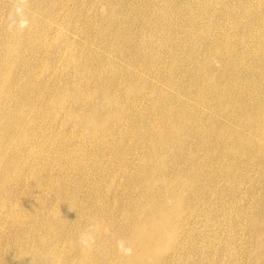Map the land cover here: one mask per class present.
Wrapping results in <instances>:
<instances>
[{
    "label": "rangeland",
    "instance_id": "obj_1",
    "mask_svg": "<svg viewBox=\"0 0 264 264\" xmlns=\"http://www.w3.org/2000/svg\"><path fill=\"white\" fill-rule=\"evenodd\" d=\"M0 56V264H264V0H0Z\"/></svg>",
    "mask_w": 264,
    "mask_h": 264
},
{
    "label": "bare ground",
    "instance_id": "obj_2",
    "mask_svg": "<svg viewBox=\"0 0 264 264\" xmlns=\"http://www.w3.org/2000/svg\"><path fill=\"white\" fill-rule=\"evenodd\" d=\"M132 1H133V0H132ZM24 2H25V1H24ZM33 2H34V1H33ZM25 4H26V3H25ZM20 6H22V5L20 4ZM25 7H26V6H25ZM103 7H104V6H103ZM22 9H23V8H22ZM22 9H21V10H22ZM104 10H105V8H104ZM104 10H103V11H104ZM103 11H102V12H103ZM130 12H131V11H130ZM143 12H144V11H143ZM18 13H19V12H18ZM23 13H24V12H22V14H23ZM105 13H106V12H105ZM143 14H145V13H143ZM146 14H147V11H146ZM27 15H28V14H27ZM27 15H26V16H27ZM14 16H15V15H14ZM143 16H145V15H143ZM21 17H22V16H21ZM31 17L33 18V16H31ZM24 18H25V17H24ZM19 19H20V18H19ZM21 19H22V18H21ZM15 20H16V19H15ZM6 21H7V20H6ZM25 21H26V20H25ZM27 21H28V17H27ZM27 21H26V22H27ZM17 22H19V21H17ZM20 22H21V21H20ZM30 22H32V21H30ZM12 23H13V22H12ZM14 23H15V22H14ZM21 23H22V22H21ZM6 24H9V23H6ZM22 24H24V22H23ZM25 25H26V24H25ZM11 26H13V25H11ZM5 27H7V26L5 25ZM15 27H16V25H15ZM26 27H27V26H26ZM13 28H14V27H13ZM8 29H10V28H8ZM11 29H12V28H11ZM59 29H60V28H59ZM117 30H118V29H117ZM10 31H11V30H10ZM13 31H14V29H13ZM119 32H120V31H119ZM210 32H211V31H210ZM210 32H209V33H210ZM12 33H13V32H12ZM12 33L10 32L11 35H12ZM115 33H116V31H115ZM124 35H125V34H124ZM23 37H24V36H23ZM107 37H108V36H107ZM209 37H210V36H209ZM114 38H115V37H114ZM22 39H23V38H22ZM15 40H16V39H15ZM15 40H14V41H15ZM18 41H19V40H18ZM6 42H8V41H6ZM15 42H17V41H15ZM19 43H20V42H19ZM11 45H12V44H11ZM17 45H18V44H17ZM14 47H15V46H14V44H13V48H14ZM8 49H9V48H8ZM16 50H17V49H16ZM19 50H20V49H19ZM19 50H18V53H19ZM105 50H106V49H105ZM105 50H104V51H105ZM5 51H6V50H5ZM18 53H17V54H18ZM151 53H152V52H151ZM163 55H164V54H163ZM15 56H17V55H15ZM0 57H2V56H0ZM4 57H5V56H4ZM7 58H8V57H7ZM12 58H13V57H12ZM2 60H3V59H2ZM8 60H9V59H8ZM6 61H7V60H6ZM1 62H2V61H1ZM4 62H5V61H4ZM13 62H14V61H12V63H13ZM214 63H215V61H214ZM214 63H213V64H214ZM113 64H114V63H113ZM215 64H216V63H215ZM215 64H214V67H215ZM14 65H15V64H14ZM216 65H217V67H219L218 64H216ZM9 66H10V65H9ZM40 66H41V65H40ZM11 67H12V66H11ZM38 67H39V66H38ZM3 68H4V67H3ZM7 68H8V67H7ZM9 68H10V67H9ZM39 68H40V67H39ZM89 68H90V66H89ZM123 68H124V67H123ZM125 68H126V67H125ZM169 68H170V67H169ZM215 68H216V67H215ZM219 68H220V67H219ZM216 69H217V68H216ZM90 70H91V69H90ZM12 71H13V69H12ZM120 71H121V70H120ZM122 71H123V70H122ZM44 72H46V70H45ZM10 73H11V72H10ZM38 73H39V72H38ZM118 73H119V72H118ZM118 73H117V75H119ZM124 73H125V72H124ZM138 73H139V72H138ZM216 73H217V72H216ZM3 74H4V73H3ZM88 74H89V73H88ZM117 75H116V76H117ZM123 75H124V74H123ZM133 75H134V74H133ZM119 76H120V75H119ZM143 76H144V75H143ZM167 76H168V75H167ZM122 77H123V76H122ZM135 77H136V76H135ZM169 77L171 78V76H169ZM60 79H61V78H60ZM168 79H169V78H168ZM122 80H123V79H122ZM165 81H166V80H165ZM123 83H124V82H123ZM123 83H122V84H123ZM60 84H61V83H60ZM119 84H120V83H119ZM124 84H125V83H124ZM7 85H8V84H7ZM114 85H115V84H114ZM199 85H200V84H199ZM19 86H21L20 83H19ZM6 87H7V86H6ZM60 87H61V86H60ZM115 87H116V86H115ZM168 87H169V86H168ZM258 87H260V86H258ZM78 88H79V87H78ZM78 88H77V89H78ZM111 88H112V87H111ZM116 88H117V87H116ZM1 89H3V88H1ZM77 89H76V90H77ZM79 89H80V88H79ZM119 89H121V88L119 87ZM61 90H62V89H61ZM123 90H124V89H123ZM165 90H166V88H165ZM1 91H2V90H1ZM169 91H170V90H168V92H169ZM65 92H67V91H65ZM79 92H80V91H79ZM126 92H127V91H126ZM164 92H165V91H164ZM170 92H171V91H170ZM170 92H169V93H170ZM56 93H57V92H56ZM69 93H70V92H69ZM72 93H73V92H72ZM99 93H100V92H99ZM161 93H162V92H161ZM165 93H166V92H165ZM169 93H168V94H169ZM0 94H1V93H0ZM123 94L125 95V91H123ZM168 94H167V95H168ZM170 94H171V93H170ZM66 95H67V94H66ZM79 95H80V94H79ZM160 95H161V94H160ZM162 95H163V94H162ZM164 95H165V94H164ZM167 95H166V96H167ZM1 96H2V94H1ZM77 96H78V95H77ZM197 96H198V95H197ZM2 97H3V96H2ZM52 97H53V96H52ZM52 97H51V99H52ZM61 97H64V96H61ZM110 97H112V96H110ZM118 97H119V96H118ZM125 97H126V96H125ZM168 97H170V96H168ZM14 98H15V97H14ZM75 98H76V97H75ZM77 98H78V97H77ZM101 98H102V97H101ZM106 98H107V97H105V99H106ZM161 98H162V96H161ZM170 98H171V97H170ZM53 99H54V98H53ZM70 99H71V98H70ZM98 99H99V98H98ZM98 99H97V100H98ZM112 99H113V98H112ZM119 99H120V98H119ZM123 99H124V98H123ZM159 99H160V98H159ZM176 99H177V98H176ZM182 99H183V98H182ZM194 99H195V98L193 97V100H194ZM196 99H198V98L196 97ZM200 99H201V98H200ZM66 100H67V99H66ZM97 100H96V101H97ZM101 100H102V99H101ZM101 100H100V101H101ZM161 100H162V99H161ZM193 100H192V101H193ZM198 100H199V99H198ZM78 101H79V100H78ZM96 101H95V102H96ZM111 101H112V100H111ZM116 101H117V100H116ZM118 101H119V100H118ZM167 101H168V100H167ZM167 101H165V102H167ZM178 101H179V99H178ZM194 101H195V100H194ZM51 102H52V100H51ZM62 102H63V101H62ZM81 102H82V101H80V103H81ZM108 102H109V101H108ZM121 102H122V101H121ZM172 102H173V101H172ZM172 102L170 101V103H172ZM195 102H196V101H195ZM197 102H199V101H197ZM66 103H67V102H66ZM105 103H106V102H105ZM122 103H123V102H122ZM161 103H162V102H161ZM170 103H169V104H170ZM173 103H174V102H173ZM173 103H172V104H173ZM175 103H176V102H175ZM193 103H194V102H193ZM193 103H192V104H193ZM48 104H49V103H48ZM82 104H84V102H82ZM85 104H86V103H85ZM91 104H92V103H91ZM98 104H99V103H98ZM98 104H97V106H98ZM100 104H101V103H100ZM114 104H115V103H114ZM114 104H113V105H114ZM163 104H165V103H163ZM167 104H168V103H167ZM169 104H168V105H169ZM172 104H171V105H172ZM176 104H177V103H176ZM176 104H175V105H176ZM197 104H198V103H197ZM51 105H52V104H51ZM77 105H78V104H77ZM79 105H80V104H79ZM88 105H89V104H88ZM105 105H107V104H105ZM108 105H109V104H108ZM115 105H118V104H115ZM122 105H123V104H122ZM122 105H121V106H122ZM165 105H166V104H165ZM175 105H174V106H175ZM36 106H38V105H36ZM54 106H55V105H54ZM71 106H72V105H71ZM93 106H94V103H93ZM103 106H104V105H103ZM262 106H264V105H262ZM262 106H261V107H262ZM72 107H73V106H72ZM123 107H124V106H123ZM123 107H122V108H123ZM177 107H178V106H176V108H177ZM70 108H71V107H69V109H70ZM76 108H77V107L75 106V109H76ZM79 108H81V106H80ZM79 108H78V109H79ZM105 108H106V107H105ZM105 108H104V109H105ZM107 108H108V110H109V107H108V106H107ZM112 108H113V106H112ZM173 108H175V107H173ZM201 108H202V107H201ZM255 108H256V107H255ZM52 109H53V108H52ZM56 109H57V108H56ZM56 109H55V110H56ZM88 109H89V108H88ZM100 109H101V108H100ZM104 109H103V110H104ZM110 109H111V108H110ZM162 109H163V108H162ZM181 109H182V108H181ZM181 109H180V110H181ZM60 110H62V109H60ZM71 110H72V109H71ZM86 110H87V109H86ZM98 110H99V109H98ZM177 110H179V109H177ZM182 110H183V109H182ZM255 110H258V109H255ZM35 111H37V109H36ZM75 111H76V110H75ZM88 111H89V110H87V112H88ZM111 111H112V110H111ZM118 111H119V110H118ZM166 111H167V108H166ZM169 111H170V110H169ZM169 111H168V114H171ZM31 112H32V110H31ZM54 112H55V111H54ZM76 112H77V111H76ZM113 112H114V111H113ZM164 112H165V111H164ZM171 112H174V109L171 110ZM178 112H179V111L176 112V113H177V116H178V115L180 116L181 114H178ZM202 112H203V111H202ZM28 113H29V112H28ZM33 113H34V112H33ZM49 113H50V112H49ZM98 113H99V112H97V114H98ZM114 113H115V112H114ZM180 113H182V112H180ZM204 113H205V110H204ZM204 113H203V114H204ZM219 113H221V112H219ZM109 114H110V113H109ZM109 114H108V115H109ZM164 114H166V113H164ZM164 114H163V115H164ZM173 114H174V113H173ZM191 114H192V113H191ZM58 115H59V114H58ZM58 115H56L55 117H57ZM69 115H70V114H69ZM82 115H84V113H83ZM86 115H87V114H86ZM86 115H85V116H86ZM103 115H104V114H103ZM175 115H176V114H175ZM111 116H112V115H111ZM158 116H159V115H157V117H158ZM171 116H172V114H171ZM181 116L184 117L185 114H184V115H181ZM213 116H214V115H213ZM248 116H249V114H248ZM252 116H253V115H252ZM254 116H255V115H254ZM256 116H257V115H256ZM7 117H8V116H7ZM10 117H11V115H10ZM10 117H9V118H10ZM64 117H65V115H64ZM68 117H69V116H68ZM70 117H71V116H70ZM81 117H82V116H81ZM109 117H110V116H109ZM215 117H216V116H215ZM243 117H244V116H243ZM11 118H12V117H11ZM65 118H66V117H65ZM79 118H80V117H79ZM86 118H87V117H86ZM98 118H99V117H98ZM100 118H101V117H100ZM112 118H114V117H112ZM112 118H110V119H112ZM169 118H170V117H169ZM174 118H175V117H174ZM194 118H196V120H197L198 117H194ZM218 118H219V117H218ZM236 118H237V117H236ZM246 118H248V117L246 116ZM251 118H252V117H251ZM255 118H257V117H255ZM255 118H254V119H255ZM2 119H3V118H2ZM4 119H5V118H4ZM71 119H72V117H71ZM114 119H115V118H114ZM183 119H184V118H183ZM185 119H187L186 116H185ZM216 119H217V118H216ZM7 120H8V119H7ZM26 120L28 121V119H26ZM26 120H25V121H26ZM82 120H83V119H82ZM148 120H149V119H148ZM157 120H158V119H157ZM187 120H188V119H187ZM10 121H11V120H10ZM69 121H70V119H69ZM79 121H81V120H79ZM79 121H78V122H79ZM101 121H102V120H101ZM110 121H111V120H110ZM161 121H162V120H161ZM235 121H237V119H236ZM238 121H241V120H238ZM71 122H72V121H71ZM76 122H77V121H76ZM115 122H116V121H115ZM119 122H120V121H119ZM119 122H118V123H119ZM165 122H166V121H165ZM233 122H234V121H233ZM233 122H232V123H233ZM252 122H253V121H252ZM255 122H256V125H257L258 123H260L261 126L264 127V115L262 114V115L260 116L259 119L255 120ZM25 123H27V122H25ZM31 123H32V122H31ZM74 123H75V120H74ZM79 123H80V122H79ZM97 123H98V120H97ZM97 123H96V124H97ZM107 123H108V122H106V125H107ZM121 123H122V122H121ZM137 123H138V120H137ZM147 123H148V122H147ZM160 123H161V122H160ZM235 123H236V122H235ZM235 123H234V124H235ZM82 124H83V123H82ZM140 124H141V123H140ZM165 124H167V123H165ZM165 124H164V125H165ZM173 124H174V123H173ZM228 124H229V123H228ZM239 124H240V123H239ZM241 124H242V123H241ZM252 124H253V123H252ZM254 124H255V123H254ZM9 125H10V124H9ZM23 125H24V124H23ZM30 125L32 126V124H30ZM67 125L69 126V124H67ZM144 125H145V124H144ZM148 125H151V124H148ZM187 125H189V123H188ZM246 125H247V124H245V127H246ZM4 126H6V125H4ZM87 126H88V125H87ZM139 126H140V125H139ZM6 127H7V126H6ZM160 127H161V126H160ZM160 127H159V128H160ZM173 127H174V126H173ZM227 127H228V126H227ZM231 127H232V126H231ZM18 128H19V127H18ZM22 128H23V127H22ZM24 128H26V127L24 126ZM24 128H23V129H24ZM59 128H60V126H59ZM71 128H72V127H71ZM80 128H81V127H80ZM143 128H144V127H143ZM146 128H147V127H146ZM149 128H150V127H149ZM168 128H169V127H168ZM228 128H229V127H228ZM257 128H258V127H257ZM2 129H3V128H2ZM27 129H28V128H27ZM144 129H145V128H144ZM156 129H157V128H156ZM162 129H163V128H161V131H163ZM171 129H172V128H171ZM225 129H226V128H225ZM230 129H231V128H230ZM230 129H229V130H230ZM76 130H77V129H76ZM79 130H80V129H79ZM100 130H101V129H100ZM100 130H99V131H100ZM186 130H187V129H186ZM246 130H248V129L246 128ZM259 130H261V129H259ZM25 131H26V129H25ZM80 131H81V130H80ZM99 131H98V133H99ZM138 131H139V130H138ZM138 131H137V132H138ZM243 131H244V130H243ZM250 131H252V130H250ZM257 131H258V130H257ZM257 131H256V132H257ZM159 132H160V131H159ZM227 132H228V131H227ZM227 132H226V133H227ZM230 132H231V130H230ZM258 132H259V131H258ZM263 132H264V131H263ZM143 133L145 134V132H143ZM146 133H147V132H146ZM166 133H167V132H166ZM171 133H172V132H171ZM171 133H170V134H171ZM211 133H212V132H211ZM226 133H225V134H226ZM239 133H241V132H239ZM250 133H252V135L255 134V133H254V129H253V131L250 132ZM135 134H136V133H135ZM137 134H138V133H137ZM137 134H136V136H137ZM149 134H150V133H149ZM159 134L161 135V133H159ZM222 134H223V133H222ZM244 134H245V133H244ZM244 134H243V135H244ZM257 134H258V133H257ZM257 134H256V135H257ZM263 134H264V133H263ZM263 134H262V136H263ZM8 135H9V134H8ZM153 135H154V134H153ZM165 135H166V134H165ZM165 135H164V136H165ZM167 135H168V134H167ZM233 135H234V134H233ZM241 135H242V134H241ZM172 136H173V134H172ZM220 136H223V135L220 134ZM230 136H231V135H230ZM250 136H251V135H250ZM254 136H255V135H254ZM139 137H140V136H139ZM144 137H145V136H144ZM147 137H149V135H148ZM166 137H167V136H166ZM224 137H225V136H224ZM226 137H227V135H226ZM233 137H236V136H233ZM251 137H252V136H251ZM5 138H6V137H5ZM91 138H92V137H91ZM130 138H131V137H130ZM150 138H151V137H150ZM153 138H155V137H153ZM160 138H161V136H160ZM172 138H173V137H172ZM215 138H217V136H216ZM237 138H239V137H237ZM254 138H255V137H254ZM261 138H262V137H261ZM3 139H4V138H3ZM92 139H93V138H92ZM128 139H129V138H128ZM162 139H163V138H162ZM231 139H232V138H231ZM231 139H230V140H231ZM257 139H259V138H257ZM159 140H160V139H159ZM164 140H166V139H164ZM168 140H169V139H167L166 141H168ZM176 140H177V139H175V141H176ZM215 140H216V139H215ZM217 140H218V139H217ZM224 140H225V139H224ZM224 140H223V141H224ZM261 140H262V139H261ZM4 141H5V139H4ZM53 141H54V140H53ZM91 141H92V140H91ZM119 141H120V140H119ZM146 141H148V140H146ZM225 141H226V140H225ZM227 141H229V140H227ZM1 142H2V141H1ZM127 142H128V141H127ZM157 142H158V140H157ZM219 142H222V140L219 141ZM252 142H253V141H252ZM252 142H251V143H252ZM258 142H259V141H258ZM118 143H119V142H118ZM141 143H142V142H141ZM222 143H223V142H222ZM254 143H255V142H254ZM0 144H1V143H0ZM6 144H7V143H6ZM6 144H5V145H6ZM121 144H122V143H121ZM128 144H129V142H128ZM170 144H171V143H170ZM249 144H250V141H249ZM255 144H256V143H255ZM260 144H262V143H260ZM138 145H139V144H138ZM50 146H51V145H50ZM121 146H122V145H121ZM153 146H155V145H153ZM263 146H264V145H263ZM2 147H3V145H2ZM168 147H169V146H168ZM171 147H172V146H171ZM248 147H249V146H248ZM252 147H253V146H252ZM254 147H255V146H254ZM141 148H142V147H141ZM1 149H2V148H1ZM143 149H144V148H143ZM155 149H156V148H155ZM164 149H165V148H164ZM172 149H173V147H172ZM141 150H142V149H141ZM151 150H152V149H151ZM156 150H157V149H156ZM170 150H171V149H170ZM38 151H39V150H38ZM54 151H55V150H54ZM125 151H126V150H125ZM142 151H143V150H142ZM158 151H159V150H158ZM159 152H160V151H159ZM165 152H166V151H165ZM168 152H169V151H168ZM180 152H181V151H180ZM251 152H253V151H251ZM53 153H54V152H53ZM70 153H71V152H70ZM72 153H73V151H72ZM141 153H142V152H141ZM177 153H178V151H177ZM260 153H262V152H260ZM166 154H168V153H166ZM170 154H171V152H170ZM97 155H99V154H97ZM147 155H148V154H147ZM153 155H154V154H153ZM161 155H162V154H161ZM61 156H62V155H61ZM195 156H196V155H195ZM153 159H155V158H153ZM52 160H53V159H52ZM54 161H55V160H54ZM99 161H100V160H99ZM100 162H101V161H100ZM53 163H54V162H53ZM103 163H104V162H103ZM162 163H164V160H162ZM156 164H157V163H156ZM163 166H164V164H163ZM64 167H65V166H64ZM152 167H154V166L152 165ZM156 167H157V166H156ZM156 167H155V168H156ZM198 167H199V166H198ZM15 168H16V167H15ZM57 169H58V168H57ZM63 169H64V168H63ZM93 169H94V168H93ZM151 169H152V168H151ZM151 169H150V170H151ZM158 169H159V168H158ZM160 170H162V169H160ZM164 170H165V169H164ZM144 171H145V170H144ZM144 171H143V172H144ZM151 171H152V170H151ZM162 171H163V170H162ZM158 172H159V171H158ZM146 173H147V172H146ZM153 173H154V172H153ZM162 173H163V172H162ZM30 175H31V173H30ZM164 175H165V174H164ZM143 176L145 177V175H143ZM174 176H176V175H174ZM174 176H173V177H174ZM147 177H148V175H147ZM147 177H145V178L147 179ZM142 178H143V177H142ZM149 178H150V177H149ZM158 178H159V177H158ZM175 178H176V177H175ZM124 179H125V178H124ZM124 179L122 178V180H124ZM169 179H170V178H169ZM172 179H173V178H172ZM172 179H171V180H172ZM37 181H38V180H37ZM37 181H36V182H37ZM40 181L42 182V179H41ZM185 181H186V180H185ZM185 181H183V182H185ZM192 181H193V180H192ZM195 181H196V180H195ZM195 181H194V182H195ZM29 182H31V181L29 180ZM36 182H35V183H36ZM41 182H40V183H41ZM43 182H44V181H43ZM45 182H46V181H45ZM172 182H173V181H172ZM176 182H177V181H176ZM194 182H193V183H194ZM40 183H39V184H40ZM177 183H178V182H177ZM186 183H187V182H186ZM191 183H192V182H191ZM149 184H150V183H149ZM173 184H174V183H173ZM182 184H184V183H182ZM119 185H120V184H119ZM121 185H122V183H121ZM123 185H124V184H123ZM146 185H147V184H146ZM153 185H154V184H153ZM164 185H165V184H164ZM167 185H168V184H167ZM40 186H41V185H40ZM178 186H179V185H178ZM199 186H200V185H198V187H199ZM120 187H121V186H120ZM146 187H147V186H146ZM156 187H157V186H156ZM174 187H175V186H174ZM181 187H182V186H181ZM183 187L186 188V184H185V186L183 185ZM183 187H182V188H183ZM187 187H188V185H187ZM189 187H190V186H189ZM189 187H188V190H190ZM191 187H192V186H191ZM195 187H196V186H195ZM41 188H42V187H41ZM162 188H163V187H162ZM169 188H170V187H169ZM178 188L180 189V192H181V188H180V187H178ZM178 188H177V189H178ZM112 189H113V188H112ZM172 189L175 190L173 187H172ZM194 189H195V188H194ZM194 189H193V190H194ZM41 190H42V189H41ZM118 190H119V188H118ZM157 190H158V189H157ZM169 190H170V189H169ZM186 190H187V189H186ZM188 190H187V192H186V191H185V192L189 194V191H188ZM205 190H206V188H205ZM111 191H112V190H111ZM147 191H148V190H147V188H146V192H147ZM162 191H163V190H162ZM59 192H60V191H59ZM155 192H157V191H155ZM159 192H160V190H159ZM159 192H158V193H159ZM163 192H164V191H163ZM176 192H177V191H176ZM158 193H156V194H158ZM160 193H161V192H160ZM178 193H179V192H178ZM186 193H184V195H185ZM200 193H201V192H200ZM50 194H51V193H50ZM50 194H49V195H50ZM142 194H143V193H142ZM153 194H154V193H153ZM180 194H181V193H180ZM201 194L203 195V193H201ZM59 195H60V194H59ZM158 195H159V194H158ZM181 195H182V194H181ZM189 195H190V194H189ZM139 196H140V194H139ZM147 196H148V195H147ZM164 196H166V195H164ZM172 196H173V195H172ZM124 197H125V196H124ZM180 197H181V196H180ZM55 198H56V197H55ZM139 198H140V197H139ZM57 199H58V198H57ZM123 199H125V198H123ZM156 199H157V198H156ZM144 200H145V199H144ZM144 200H143V201H144ZM168 200H169V199H168ZM201 200H202V199H201ZM170 201H172V200H170ZM176 201H177V200H176ZM160 202H161V201H160ZM142 203H143V202H142ZM156 203H157V202H156ZM162 203H163V201H162ZM179 203H180V202H179ZM144 204H145V203H144ZM152 204H153V203H152ZM171 204H172V203H171ZM57 205H58V204H57ZM159 205H161V204H159ZM159 205H158V206H159ZM174 205H176V204H174ZM127 206H129V204H128ZM141 206H142V205H141ZM171 206H172V205H171ZM69 207H70V206H69ZM69 207H68V208H69ZM113 207H114V206H113ZM113 207H112V208H113ZM139 207H140V204H139ZM137 208H138V207H137ZM51 210H52V209H51ZM67 210H69V209H67ZM112 210H113V209H112ZM127 210H128V209H127ZM79 211H80V210H79ZM179 211H180V210H179ZM104 212H105V211H104ZM126 212H127V211H126ZM8 213H9V212H8ZM49 213H50V212H49ZM133 213H134V212H133ZM57 214H58V213H57ZM141 214H142V213H141ZM161 214H162V213H161ZM30 215H31V214H30ZM163 215H164V214H163ZM177 215H179V214H177ZM182 215H183V214H182ZM128 216H129V214H128ZM140 217H141V216H140ZM165 217H166V216H165ZM32 218H33V216H32ZM125 218H126V217H125ZM129 218H130V216H129ZM138 218H139V217H138ZM144 218H145V217H144ZM177 218H178V217H177ZM56 219H57V218H56ZM72 219H73V218H72ZM131 219H132V218H131ZM148 219H149V218H148ZM151 219H152V220H151V222H148V223H150V224H148V225H152L151 223H153V222L157 219L154 213H153V214L151 213ZM54 220H55V218H54ZM54 220H53V221H54ZM123 220H124V219H123ZM128 220H129V219H128ZM134 220H135V218H134ZM139 220H140V219H139ZM80 221H81V220H80ZM84 221H85V220H84ZM129 222H130V221H129ZM166 222H167V219H166ZM45 223H46V222H45ZM47 224H48V223H47ZM140 224H141V223H140ZM253 224L257 225L256 223H253ZM52 225H53V224H52ZM168 225H170V224H168ZM171 225H172V223H171ZM257 226H258V225H257ZM26 227H27V226H26ZM169 227H170V226H169ZM52 228H53V227H52ZM53 229H54V228H53ZM79 229H80V228H79ZM172 229H173V228H172ZM51 230H52V229H51ZM84 230H87V229H84ZM133 230H134V229H133ZM78 231H79V230H78ZM90 231H91V230H90ZM93 231H94V230H93ZM164 231H165V230H164ZM79 232H80V231H79ZM84 232H85V231H84ZM134 232H135V231H134ZM134 232H133V233H134ZM173 232H174V231H173ZM170 234H171V233H170ZM92 235H93V233H92ZM174 235H175V233H174ZM262 235H263V234H262ZM262 235H260V236L262 237ZM168 236H169V235H168ZM260 236H259V237H260ZM144 237H145V236L143 235L142 238H144ZM173 237H174V236H173ZM132 238L134 239V237H132ZM94 239H95V238H94ZM130 239H131V238H130ZM144 239H145V238H144ZM159 239H160L159 236H155V237H153V238H150L149 240L145 241V243H144L145 246H144L143 248H144V249H147L149 246L152 247V246L155 244V242H157ZM259 239H260V238H258V239L256 238V240H259ZM261 239H262V238H261ZM164 240H167V239H164ZM173 240H174V239H173ZM129 242H130V241H129ZM262 242H263V241H262ZM262 242H261V243H262ZM68 243H70V242H68ZM165 243H166V241H165ZM250 243H251V242H250ZM62 245H63V244H62ZM69 245H70V244H69ZM74 245H75V244H74ZM79 245H80V244H79ZM126 245H127V244H126ZM76 246H77V245H76ZM109 246H110V245H109ZM171 246H172V245H171ZM73 247H74V246H73ZM258 247H259V246H258ZM126 248H127V246H126ZM169 248H170V246H169ZM222 248H223V247H222ZM255 248H257V247H255ZM263 248H264V246H263ZM93 249H94V248H93ZM165 249H166V248H165ZM42 251H43V250H42ZM45 251H46V250H45ZM45 251H44V252H45ZM49 251H50V250H49ZM160 251H161V249H160ZM168 251H169V250H168ZM255 251H256V250H255ZM257 251H258V250H257ZM35 252H36V251H35ZM161 252H162V251H161ZM30 253H31V252H30ZM47 253H48V252H47ZM70 253H71V252H70ZM70 253H69V254H70ZM74 253H75V251H74ZM88 253H89V252H88ZM254 253H255V252H254ZM259 253H260V252H259ZM263 253H264V252H263ZM49 254H50V252H49ZM69 254H68V255H69ZM92 254H93V253H92ZM100 254H101V253H100ZM102 254H103V252H102ZM149 254H150V253H149ZM20 255H21V254H20ZM35 255H36V254H35ZM37 255H38V254H37ZM88 255H90V253H89ZM93 255H94V254H93ZM121 255H122V254H121ZM130 255H131V254H130ZM155 255H156V254H154V256H155ZM72 256H73V255H72ZM159 256H160V255H159ZM13 257H14V256H13ZM35 257H36V256H35ZM88 257H89V256H88ZM91 257H92V256H91ZM94 257H95V255H94ZM94 257H93V258H94ZM98 257H99V256H98ZM100 257H101V256H100ZM114 257H115V256H114ZM117 257H118V256H117ZM39 258H40V257H39ZM39 258H38V259H39ZM72 258H73V257H72ZM149 258H150V257H149ZM152 258H153V257H152ZM187 258H188V257H187ZM191 258H192V257H191ZM40 259H41V258H40ZM51 259H52V258H51ZM120 259H121V258H120ZM188 259H189V258H188ZM14 260H15V259H14ZM28 260H29V259H28ZM43 260H44V259H43ZM96 260H97V259H96ZM135 260H136V259H135ZM92 261H93V259H92ZM94 261H95V260H94ZM94 261H93V262H94ZM140 261H141V259H140ZM184 261H185V260H184ZM189 261H190V260H189ZM17 262H18V261H17ZM119 262H120V261H119ZM146 262H147V261H146ZM146 262H145V263H146ZM151 262H152V261H151ZM186 262H187V261H186ZM19 263H20V262H19ZM23 263H24V262H23ZM137 263H138V262H137ZM141 263H142V262H141ZM72 264H73V262H72ZM98 264H99V263H98ZM118 264H119V263H118ZM133 264H135V263H133ZM146 264H147V263H146ZM222 264H223V263H222Z\"/></svg>",
    "mask_w": 264,
    "mask_h": 264
},
{
    "label": "clouds",
    "instance_id": "obj_3",
    "mask_svg": "<svg viewBox=\"0 0 264 264\" xmlns=\"http://www.w3.org/2000/svg\"><path fill=\"white\" fill-rule=\"evenodd\" d=\"M79 243L84 246V247H87L90 243H91V236L87 233V232H84V233H81L80 236H79ZM127 252H130L131 250L130 249H127L126 250Z\"/></svg>",
    "mask_w": 264,
    "mask_h": 264
}]
</instances>
